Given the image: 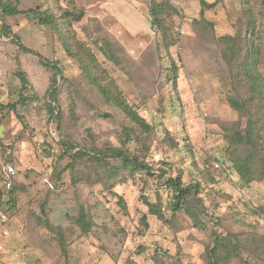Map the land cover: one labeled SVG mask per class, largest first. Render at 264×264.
<instances>
[{
	"label": "rangeland",
	"instance_id": "rangeland-1",
	"mask_svg": "<svg viewBox=\"0 0 264 264\" xmlns=\"http://www.w3.org/2000/svg\"><path fill=\"white\" fill-rule=\"evenodd\" d=\"M4 1L54 19L19 13L4 17L11 35L0 26V186L6 200L16 192L15 206L0 207V264H154L158 247L185 264H264V177L244 183L233 163L236 155L263 173L264 105L242 65L252 39L264 78L262 0H171L177 13H165V35L148 16L162 0ZM74 6L84 11L80 20L68 15ZM14 35L60 67L56 117L48 107L53 71ZM85 65L150 130L107 100ZM67 146L93 155L117 147L154 174L126 171L113 158L74 161ZM169 175L200 185L194 218L170 210ZM145 198L162 201L165 219ZM82 212L88 228L77 222ZM215 238L230 249L220 247L217 261L209 253Z\"/></svg>",
	"mask_w": 264,
	"mask_h": 264
},
{
	"label": "trees",
	"instance_id": "trees-1",
	"mask_svg": "<svg viewBox=\"0 0 264 264\" xmlns=\"http://www.w3.org/2000/svg\"><path fill=\"white\" fill-rule=\"evenodd\" d=\"M207 5L209 7L213 6L214 4H208L205 1H203V8ZM262 5L264 7V0H262ZM203 8L201 9V13H203ZM169 12L170 14L177 13L176 8L174 7L171 0H162L160 2L153 1L151 8L149 10V18L151 27L157 28L159 32H161L162 35H165L167 33L166 28V22L164 20L165 13ZM0 14L3 15V18H0V26L1 30L8 35L12 34L11 27L7 24L6 20L4 19L5 16H13L17 15L19 13H26L30 14L32 13L35 17H38L42 23L50 24L52 23L54 17L50 13H45L44 11H39L36 9H29V10H22L19 9L15 1H0ZM246 14L249 15L250 21L248 23V29H251L253 27L254 23L252 21L253 17L251 16L249 12V8L246 9ZM68 15L75 20H80L83 15L84 11L82 9H78L74 6L73 9H71L68 13ZM0 30V31H1ZM250 34V33H249ZM225 40L227 43H231L234 41V36L231 35H225ZM13 40L17 42L20 49L26 52H32L37 54L40 57L41 63L49 67L53 71V77H52V85L51 88L48 91L49 99L48 107L51 112V115L56 117V105L53 103L57 101V92L58 89L56 85L58 84V76L62 74V71L58 65L53 63L52 61L44 58L41 54L38 52L30 49L26 45H24L17 36L14 35ZM164 40V38H163ZM232 48V45H231ZM246 53L243 57V68L245 69V75L248 78V82L250 83L251 91H254L256 94L259 95L261 98L263 105H264V78L260 74V72L257 70V55L260 52L259 47L252 41V39H249L246 43ZM67 51L69 53H72L69 47H67ZM111 55V54H110ZM81 62H83V59H80ZM90 79L96 83L97 87L101 91V93L105 96V98L109 101L114 102L116 105H118L122 110H124L129 117L135 121L144 131L150 130V125L145 121V119H142L137 115V113L133 110L132 107H130L123 99H121L120 92L117 89L111 90L109 88H106V86L101 85L97 81V75L95 72H92L90 67L85 65L84 69ZM20 78L23 80V82H27V78L24 74L19 73ZM231 106H233L235 109H243L245 107L243 102H240L238 98L236 97H230L228 99ZM248 122H252V119H250ZM252 127V125L246 126V132L249 130V128ZM237 140H240V135L236 137ZM66 153H68L74 161H76L78 158L83 156H88L91 160L96 161H102L107 160V158H113L119 161V163L122 165L121 167L128 170L129 167H132L135 170L143 171L145 170L147 174H154L152 171V168L144 161L140 160L139 157L133 156L128 154L125 150L117 148V147H108L106 149H100L97 153L94 155L91 153H87L84 150H79L75 153L74 147L70 146V148L66 147ZM263 163H264V157H263ZM234 168L236 172L238 173L239 177L244 181V183H250L253 180H259L264 177V164L261 166L263 173H261L260 176L254 171L255 169L249 166V162L246 159H242L240 157H237L236 155L233 158ZM132 169V170H133ZM166 172L165 170H161L160 174ZM134 173V172H133ZM164 184L167 188H169L173 195V200L169 203V208L172 211L173 215H176L180 211H185L189 216L194 218L196 216V212L192 208V202H193V195L196 192H199L200 185L198 183H192L185 185V183L182 180V177L180 175L173 176L169 175L166 177ZM9 198L5 199L4 191L2 190L0 186V207L3 204H6L8 206H15L16 204V192L14 188H10L8 191ZM160 198V196H159ZM122 200V198H120ZM146 204L149 206V212L152 214L157 215L159 219H165V214L163 212L162 207V201L157 200L156 202L152 203L147 198H145ZM145 217V215H144ZM77 222L81 224L82 227L88 228L90 227V222L87 221L84 217V212L81 213V215L78 217ZM45 227L48 228L50 231H54L55 233H58L59 230L49 221V219L44 220ZM61 230V229H60ZM220 247L225 248L226 250L229 249V245L225 241H221L218 238L214 239V247L209 249V253L211 257H214L217 261L219 258L218 249ZM179 259L178 257H176ZM181 260V259H179ZM216 263V262H215Z\"/></svg>",
	"mask_w": 264,
	"mask_h": 264
},
{
	"label": "built area",
	"instance_id": "built-area-1",
	"mask_svg": "<svg viewBox=\"0 0 264 264\" xmlns=\"http://www.w3.org/2000/svg\"><path fill=\"white\" fill-rule=\"evenodd\" d=\"M215 166L219 168V164L216 163ZM13 172L12 168L9 169ZM154 264H185L182 260L177 259L171 252L158 247L153 252Z\"/></svg>",
	"mask_w": 264,
	"mask_h": 264
}]
</instances>
